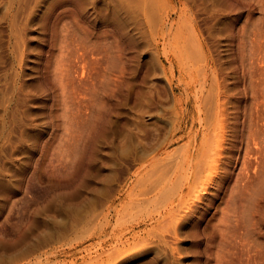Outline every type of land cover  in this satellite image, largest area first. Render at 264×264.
Here are the masks:
<instances>
[{
	"label": "rangeland",
	"instance_id": "374dc122",
	"mask_svg": "<svg viewBox=\"0 0 264 264\" xmlns=\"http://www.w3.org/2000/svg\"><path fill=\"white\" fill-rule=\"evenodd\" d=\"M144 4L0 0V264H264V0Z\"/></svg>",
	"mask_w": 264,
	"mask_h": 264
},
{
	"label": "bare ground",
	"instance_id": "6f19581e",
	"mask_svg": "<svg viewBox=\"0 0 264 264\" xmlns=\"http://www.w3.org/2000/svg\"><path fill=\"white\" fill-rule=\"evenodd\" d=\"M141 1V0H140ZM155 0H144V5H146V3H147V5H152V2H154ZM163 1V0H162ZM260 1V0H259ZM161 2V1H160ZM156 4H157V1L155 2ZM186 3V2H185ZM184 3V4H185ZM260 3V2H259ZM262 3V2H261ZM127 4H128V2H127ZM142 4V3H141ZM154 5V4H153ZM186 5V4H185ZM262 5V4H261ZM204 121H205V117H204Z\"/></svg>",
	"mask_w": 264,
	"mask_h": 264
}]
</instances>
